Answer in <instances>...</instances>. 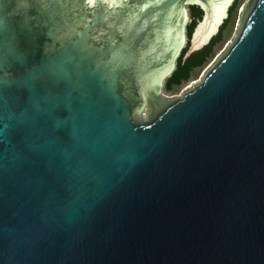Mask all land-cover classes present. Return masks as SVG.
Listing matches in <instances>:
<instances>
[{"label": "water", "instance_id": "95a60500", "mask_svg": "<svg viewBox=\"0 0 264 264\" xmlns=\"http://www.w3.org/2000/svg\"><path fill=\"white\" fill-rule=\"evenodd\" d=\"M233 1L0 0V264H264V0L159 94Z\"/></svg>", "mask_w": 264, "mask_h": 264}, {"label": "trees", "instance_id": "16d2710c", "mask_svg": "<svg viewBox=\"0 0 264 264\" xmlns=\"http://www.w3.org/2000/svg\"><path fill=\"white\" fill-rule=\"evenodd\" d=\"M242 1L243 0H234L232 2V4L226 11V18L219 26L217 33L209 40V42L205 46L181 60L187 50L191 32L195 24L201 18V12L197 7H186L189 22L184 29L186 39L185 46L180 51L175 60L173 71L162 82L161 90L163 93L173 94L189 81L196 78L198 73L213 58L215 52L223 45V43L229 36L234 24L237 10Z\"/></svg>", "mask_w": 264, "mask_h": 264}, {"label": "rangeland", "instance_id": "374dc122", "mask_svg": "<svg viewBox=\"0 0 264 264\" xmlns=\"http://www.w3.org/2000/svg\"><path fill=\"white\" fill-rule=\"evenodd\" d=\"M245 0L242 1L241 5L239 6L238 10H237V14L235 16V20H234V24L232 26V30L229 34V36L227 37V39L225 40V42L223 43V45L215 52V55L213 56V58L204 66V68L198 73V75L196 76V78L194 80H191L189 81L187 84H185L184 86H182L177 92L173 93V94H167V93H163L162 90L160 89L159 91V94L160 96L164 97V98H171V97H178L179 94L185 90L186 88L189 87V85H191L192 83L194 82H197L199 77L202 75V73L209 67V65L215 60V58L223 51L225 45L230 41L233 33H234V30H235V27H236V24H237V21H238V12L239 10L241 9V7L243 6ZM189 20L187 19L186 21V24H188ZM184 48V47H183Z\"/></svg>", "mask_w": 264, "mask_h": 264}, {"label": "snow or ice", "instance_id": "6c2138e0", "mask_svg": "<svg viewBox=\"0 0 264 264\" xmlns=\"http://www.w3.org/2000/svg\"><path fill=\"white\" fill-rule=\"evenodd\" d=\"M90 2H92V0H90Z\"/></svg>", "mask_w": 264, "mask_h": 264}, {"label": "clouds", "instance_id": "9594fccd", "mask_svg": "<svg viewBox=\"0 0 264 264\" xmlns=\"http://www.w3.org/2000/svg\"><path fill=\"white\" fill-rule=\"evenodd\" d=\"M89 2H90V0H89Z\"/></svg>", "mask_w": 264, "mask_h": 264}]
</instances>
